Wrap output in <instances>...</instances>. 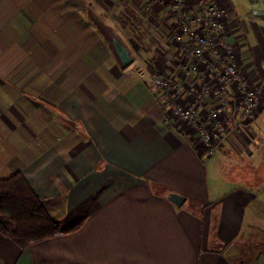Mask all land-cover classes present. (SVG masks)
Segmentation results:
<instances>
[{"label": "crops", "instance_id": "obj_1", "mask_svg": "<svg viewBox=\"0 0 264 264\" xmlns=\"http://www.w3.org/2000/svg\"><path fill=\"white\" fill-rule=\"evenodd\" d=\"M68 2L0 0V179L19 172L51 218L84 222L24 249L0 235V264H230L222 254L237 256L246 242L254 247L247 264H264V240L255 239L264 173L262 192L248 188L250 176L224 172L264 165V98L250 121L230 111L207 154L152 87L157 72L178 78L171 4ZM183 2L193 10L194 0ZM217 5L227 11L237 67L255 80L264 67V0ZM108 34L145 73L121 67ZM29 39L44 50H23ZM175 97L185 100L181 87ZM169 194L183 198L179 207Z\"/></svg>", "mask_w": 264, "mask_h": 264}, {"label": "built area", "instance_id": "obj_2", "mask_svg": "<svg viewBox=\"0 0 264 264\" xmlns=\"http://www.w3.org/2000/svg\"><path fill=\"white\" fill-rule=\"evenodd\" d=\"M171 4L177 19L172 41L177 76L157 72L152 87L166 100L172 119L186 124L211 154L226 132L230 111L245 121L255 117L264 98V67L255 80L237 67L235 49L225 31L226 9L217 0H194L187 11L183 0H156ZM260 0H251L256 5ZM180 80V82H179ZM179 87L185 100L175 97ZM204 106V111L199 109Z\"/></svg>", "mask_w": 264, "mask_h": 264}, {"label": "trees", "instance_id": "obj_3", "mask_svg": "<svg viewBox=\"0 0 264 264\" xmlns=\"http://www.w3.org/2000/svg\"><path fill=\"white\" fill-rule=\"evenodd\" d=\"M83 222L84 217L69 223L51 218L19 172L0 179V235L20 249L58 234L73 233Z\"/></svg>", "mask_w": 264, "mask_h": 264}, {"label": "rangeland", "instance_id": "obj_4", "mask_svg": "<svg viewBox=\"0 0 264 264\" xmlns=\"http://www.w3.org/2000/svg\"><path fill=\"white\" fill-rule=\"evenodd\" d=\"M68 1H69L68 2V4H69L71 2V0H68ZM59 5H64V4H63V2H61V3H59ZM86 13L92 19V14H88V12H86ZM96 21H97L96 19L93 20V22H96ZM66 25L68 27H70L71 23L67 22ZM4 31L6 32L8 30H4ZM25 33H26V31L24 30V34ZM35 46H37V45L34 42H32V39H29V40L26 41V44H24L22 49L23 50H27L29 47H35ZM65 49H66V47L62 46V45H57V44L54 45V46L52 45V50L53 51L56 50V52H58V53H63V51ZM36 50H37L36 53H38V52H40V50L41 51L44 50V46L43 45L37 46ZM59 56H62V54H59ZM134 56H132V54H130V58L133 60V63H131L130 65L126 66L125 68H127L128 70H130L134 74L135 73L136 74L145 73L144 65L142 64V62L138 59V57L136 55H134ZM95 73L96 74L99 73L98 69H95ZM225 163L227 164V161H225ZM246 165L243 166V168L240 167L242 170H238L236 168V170L234 169L233 172H231L232 169L229 168L228 165H225V168H224L225 175L228 177L230 174H232V175H230V178L234 179L233 175L236 173V171L238 173H241V175H243V174L245 175L246 174L245 176H250L249 177L250 181H248L249 182V187L248 188H250L252 190L253 189H259L260 191L263 192V190H261L262 186H263V185H261V183L263 182V180L261 179V176H262L261 174L264 173V165L257 163V168L256 169H254V166H247L246 167ZM245 180H247V179H245ZM246 183H247V181H243V182H240V183H237V184L246 187ZM259 208H261V211L262 210L264 211V204L260 205ZM261 230L262 231L259 233L261 236L258 234L257 238H255V239H257L256 241L264 240V228H261ZM213 249H214V247H213ZM239 250H240V252L237 253V256L229 257L228 254H226V253L222 254V256L225 258V260H228L230 264H247L251 260V258L253 257L254 247L250 246V244L246 242L244 245L239 247Z\"/></svg>", "mask_w": 264, "mask_h": 264}, {"label": "water", "instance_id": "obj_5", "mask_svg": "<svg viewBox=\"0 0 264 264\" xmlns=\"http://www.w3.org/2000/svg\"><path fill=\"white\" fill-rule=\"evenodd\" d=\"M108 38L119 64L121 67H126L130 63V54L127 48L121 44L112 34H108ZM167 199L175 207H179L183 202V198L174 194H169Z\"/></svg>", "mask_w": 264, "mask_h": 264}]
</instances>
